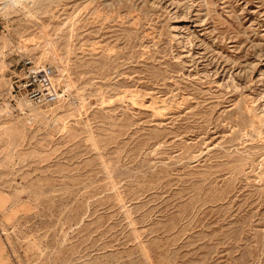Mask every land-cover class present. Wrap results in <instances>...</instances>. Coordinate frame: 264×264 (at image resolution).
<instances>
[{
	"label": "rangeland",
	"instance_id": "1",
	"mask_svg": "<svg viewBox=\"0 0 264 264\" xmlns=\"http://www.w3.org/2000/svg\"><path fill=\"white\" fill-rule=\"evenodd\" d=\"M0 264H264V0H0Z\"/></svg>",
	"mask_w": 264,
	"mask_h": 264
},
{
	"label": "built area",
	"instance_id": "2",
	"mask_svg": "<svg viewBox=\"0 0 264 264\" xmlns=\"http://www.w3.org/2000/svg\"><path fill=\"white\" fill-rule=\"evenodd\" d=\"M22 75L18 79L19 93L22 92L30 105H45L58 100V91L54 82L48 83L52 78L53 70L50 66H36L30 58L23 62Z\"/></svg>",
	"mask_w": 264,
	"mask_h": 264
},
{
	"label": "bare ground",
	"instance_id": "3",
	"mask_svg": "<svg viewBox=\"0 0 264 264\" xmlns=\"http://www.w3.org/2000/svg\"><path fill=\"white\" fill-rule=\"evenodd\" d=\"M62 71H64V73H65V72H66V69L64 68ZM48 83H50V82H48ZM50 84L52 85V83H50ZM24 100H25V98H24ZM25 102H26V103H25L26 106H27V105H30L26 100H25ZM30 106H31V105H30Z\"/></svg>",
	"mask_w": 264,
	"mask_h": 264
}]
</instances>
